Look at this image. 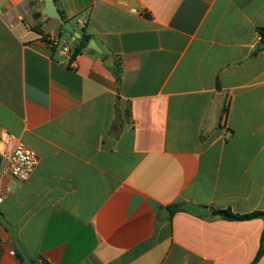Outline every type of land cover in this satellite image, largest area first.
<instances>
[{"label":"crops","instance_id":"0c3cea01","mask_svg":"<svg viewBox=\"0 0 264 264\" xmlns=\"http://www.w3.org/2000/svg\"><path fill=\"white\" fill-rule=\"evenodd\" d=\"M56 5L98 51L0 0V141L39 157L22 181L0 149V264H251L263 220L212 210H264V0Z\"/></svg>","mask_w":264,"mask_h":264},{"label":"built area","instance_id":"2783aa9c","mask_svg":"<svg viewBox=\"0 0 264 264\" xmlns=\"http://www.w3.org/2000/svg\"><path fill=\"white\" fill-rule=\"evenodd\" d=\"M49 42L52 46L59 45V39L56 37L49 38ZM63 50L71 53L68 46H63ZM0 149L9 173L18 180L29 179L39 163L37 153L8 133L1 138ZM1 201L2 198H0V203Z\"/></svg>","mask_w":264,"mask_h":264},{"label":"trees","instance_id":"16d2710c","mask_svg":"<svg viewBox=\"0 0 264 264\" xmlns=\"http://www.w3.org/2000/svg\"><path fill=\"white\" fill-rule=\"evenodd\" d=\"M62 16L66 22H69V18H67L63 14ZM61 29L63 31V25H61ZM257 31L261 35L258 50H262L264 48V26L258 27ZM64 32L66 31L64 30ZM89 40H90V36L82 31V37L76 38V42L73 48L71 49V60H74L81 53V51L88 45ZM116 77L118 80L120 79L119 70L116 73ZM170 208L172 209V211L175 212V211L182 209V206L173 205V206H170ZM212 215L218 216L228 221H246V220H252V219H262L264 222V210H257V211H253V212L246 213V214H239V213L233 212L230 208H228V209L212 210ZM263 255H264V229L261 235L259 250L257 252L255 259L252 261L251 264H257L259 260L263 257Z\"/></svg>","mask_w":264,"mask_h":264},{"label":"water","instance_id":"95a60500","mask_svg":"<svg viewBox=\"0 0 264 264\" xmlns=\"http://www.w3.org/2000/svg\"><path fill=\"white\" fill-rule=\"evenodd\" d=\"M45 3V8L42 10V13L47 15L50 18L58 20L63 25V30H65L68 33L74 34L76 38H81V34L76 32L74 28L72 27L70 22H66L60 13L57 5L56 0H43ZM88 47L94 50H99L97 45L93 40H91L88 43ZM184 209L195 212L199 215L206 216L208 214V210L201 206H196L193 204H186L183 206ZM167 213H169V210H165ZM0 223H2L5 228L12 231V228L8 225V223L4 220L3 216L0 214Z\"/></svg>","mask_w":264,"mask_h":264},{"label":"rangeland","instance_id":"374dc122","mask_svg":"<svg viewBox=\"0 0 264 264\" xmlns=\"http://www.w3.org/2000/svg\"><path fill=\"white\" fill-rule=\"evenodd\" d=\"M68 42H70V40L68 39Z\"/></svg>","mask_w":264,"mask_h":264}]
</instances>
